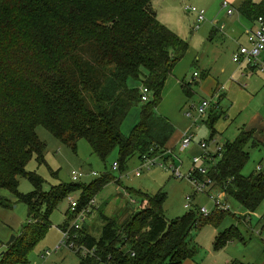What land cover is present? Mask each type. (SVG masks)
I'll list each match as a JSON object with an SVG mask.
<instances>
[{"label": "trees", "instance_id": "trees-1", "mask_svg": "<svg viewBox=\"0 0 264 264\" xmlns=\"http://www.w3.org/2000/svg\"><path fill=\"white\" fill-rule=\"evenodd\" d=\"M151 1L0 0V187L9 189L29 211L27 223L1 253L0 264L28 263L63 199L80 190L82 207L114 180L104 173L89 184L63 182L44 191L43 177L26 169L33 155L39 163L46 162L38 125L75 149L78 140L87 139L104 162L118 148L120 171L135 155L141 160L143 156L170 157L168 143L175 126L156 110L165 83L189 43L160 22ZM239 12L256 19L264 14V0H244ZM130 80L141 82L151 97L143 101L140 120L126 136L123 121L133 105L142 101L140 88L131 86ZM193 83L198 82L182 84L188 97ZM212 112L210 140L222 115ZM253 132L242 128L238 137L224 143L216 154L219 159L212 166L207 164L215 185L251 212L264 200V173H242L250 158L247 145ZM20 176L32 183L31 192L19 191ZM137 193L147 204L125 220L104 216L98 236L83 225L77 244L90 252L74 249L77 264H182L197 251L191 244L192 230L207 223L217 227L228 211L216 209L203 216L197 207L169 219L163 208L165 191ZM10 204L0 197L1 206ZM67 215L59 228L67 225L69 211ZM237 238L243 239L236 226L219 232L214 249Z\"/></svg>", "mask_w": 264, "mask_h": 264}, {"label": "rangeland", "instance_id": "rangeland-1", "mask_svg": "<svg viewBox=\"0 0 264 264\" xmlns=\"http://www.w3.org/2000/svg\"><path fill=\"white\" fill-rule=\"evenodd\" d=\"M262 1V0H259ZM223 0H152L151 8L157 18L168 27H174L178 35L189 43V50L177 63L179 69L185 62L184 68L186 82L192 84V95L188 97L180 89L181 97L179 102L174 98L167 99L164 105L157 107V113L161 111H176L186 120L184 111L191 105H198L203 99H212L213 105L207 109L206 114L193 126L194 141L186 149L181 148L180 139L172 145L171 155L175 164L180 168L182 178L176 177L169 168L161 166L164 160L158 159L157 164L150 169H140L141 159L138 155L130 158L124 171L113 169V163L118 162L119 149L110 154L104 162L96 155L89 141L85 138L78 140L76 149L63 143L44 125L36 128L39 139L45 143V163H39L33 155L26 166L28 171H35L43 179V190L49 191L53 185L60 183L80 182L89 184L98 179L104 173L109 174L114 180L104 186L95 196L96 205L88 217V225L85 230L98 236L104 221V216L121 222L138 210L147 201L137 192L154 194L159 190L167 193L163 208L169 219L184 215L187 209V196H191V208L205 207L210 213L217 208L214 199H219L222 190L214 185V188H206L204 191H197L195 182L189 177L192 168L194 155H200L199 143L207 141L208 150L215 151L217 145L223 146L227 141H233L238 137L242 128H252L253 135L247 150L250 158L244 166L242 173L250 175L257 172L260 163L264 168V75L256 70L246 69L244 66L233 61V49L235 45L224 43L225 37L219 31L210 40L214 29L219 30L222 25V18L227 16ZM196 6L206 10V19L199 28L194 29L192 23L196 15L185 9L186 6ZM227 14V15H226ZM238 15L235 10L232 18ZM230 18V17H229ZM218 21V22H217ZM213 26L209 28V24ZM170 28V29H171ZM235 44V43H234ZM239 44L236 43V48ZM185 66V65H184ZM225 71H222V68ZM194 72L199 77L194 78ZM205 72L216 81V89L224 85L226 96L222 99L212 94L203 92L200 88L206 78ZM247 72V73H246ZM246 75H243V74ZM129 84L139 87L142 92L143 84L139 81L130 80ZM151 97L150 93H147ZM143 101L133 105L129 110L123 124L122 132L128 136L132 128L139 122ZM162 108V110H161ZM164 109V110H163ZM195 113V110H192ZM214 111V112H212ZM221 113V117L215 124V136L209 139L211 129L208 126L210 113ZM250 130V129H248ZM175 141V140H174ZM216 157L211 161V166L218 160ZM81 171L83 176L79 180L73 179V172ZM96 172L97 175H92ZM118 179V182H117ZM215 184V183H214ZM34 189L32 183L26 177H19V191L22 193L31 192ZM209 190V192H208ZM81 191L72 192L63 199L50 216L51 228L47 235L42 238L32 252L29 254L26 264H77L79 257L76 251L66 245L61 246L51 256L44 258L42 253L46 250H53L60 243L62 238L61 228L70 209V199L80 197ZM0 197L7 198L10 206L0 205V255L7 249V243L12 235H17L28 221V206L17 199L7 188L0 187ZM213 197V198H212ZM223 201H228L231 208L226 212L225 217L216 227L211 223L204 224L199 229L191 232V244L195 247L202 259L203 264H230L234 259H239L247 264H264V200L255 212L247 210L235 198L223 195ZM135 201V203H133ZM224 212V211H222ZM251 217V219H250ZM261 217V218H260ZM245 218V220H244ZM232 226L238 227L243 239H234L221 250L213 249L214 232H222ZM218 232V233H219Z\"/></svg>", "mask_w": 264, "mask_h": 264}, {"label": "built area", "instance_id": "built-area-1", "mask_svg": "<svg viewBox=\"0 0 264 264\" xmlns=\"http://www.w3.org/2000/svg\"><path fill=\"white\" fill-rule=\"evenodd\" d=\"M224 7L227 8L228 14H232L234 10L229 7L228 3L225 2ZM186 10L194 13L196 15V20L192 23L194 29L199 28L200 24L206 19V10L204 8L196 7V6H186ZM255 25L247 31V45H239L237 51L233 54V61L240 64L241 66L247 65L248 68L256 70L264 75V14L259 15L255 19ZM194 77H199L198 72H194ZM222 88L218 89L215 93V96L220 95V91ZM147 93H150L148 88L144 87L142 89L141 99L142 101H148L150 97ZM213 105L212 99H203L198 105L192 106V109L195 110L193 113L192 110H188L185 114L187 117L192 118L194 126L207 112V109ZM192 129V128H191ZM191 129L187 130L181 139V148H188L194 141V134L191 133ZM199 147L201 149L200 155H194L192 159V168L189 172V177L195 182L197 191H204L206 188H214V181L208 176V165L209 162L213 161L216 158V154L222 151L221 145L216 146L215 151L208 150L207 141H201L199 143ZM170 155L169 158L165 159L163 157H148L143 156L141 160L140 169H150L153 165L157 164L158 159H162L160 163L161 166L169 168L172 173L176 177L182 178L180 168L175 164L174 157L171 155V152H168ZM113 169H118V163H113ZM257 172H263L264 168L263 164L260 163L257 167ZM92 175H97L96 172H92ZM83 176L81 171L73 172V179L79 180ZM208 190V192H209ZM225 193L222 191V195H220L219 199H214L215 205L217 209L220 210H230L231 206L228 201H223V195ZM226 196V194H225ZM213 198V197H212ZM70 199V209H69V221L67 225L61 229L62 238L60 243L53 250H46L42 253V257L47 258L52 255L55 251H57L61 246L66 245L72 249H81L82 253H89L90 250L84 246H79L77 244V239L79 238V230L85 225L88 221V217L90 215L91 210L96 205L95 198H91L86 205L79 207V200L69 197ZM191 196H187L186 208L190 209L191 206ZM135 203V201H133ZM147 204V203H146ZM145 205H142L140 208H144ZM199 211L203 216H208L210 212L205 207H199ZM264 217V215L262 216Z\"/></svg>", "mask_w": 264, "mask_h": 264}, {"label": "crops", "instance_id": "crops-1", "mask_svg": "<svg viewBox=\"0 0 264 264\" xmlns=\"http://www.w3.org/2000/svg\"><path fill=\"white\" fill-rule=\"evenodd\" d=\"M223 1H225V0H223ZM226 1H228L229 7H231L234 10V12H235V10H237L239 16H237L236 18H232L234 12L232 14H228L227 8L225 7L226 8L225 10H226L228 15L226 14L227 16H224L222 18L223 23H222V25H220L219 30L217 28L214 29V32H212V34L210 35L211 36L210 40H212L214 38L215 33H217L216 31H219L225 37L224 43L233 44V46L235 45L233 52H232V54H234L238 49V47L236 48V43L239 45H247V43H248L247 42V31L255 25V23H254L255 19L247 18V16H245L244 14L239 12V7L241 6V4L243 3L244 0H226ZM262 1L253 0V2H256V3H260ZM223 4H224V2L222 3V5ZM223 7H224V5H223ZM166 26H168V25H166ZM212 26H213V23H210L209 28H211ZM171 30H173L174 32H176L178 34V31L174 27H172ZM263 56H264V54H263ZM185 63H187V62H185ZM185 63L183 64L181 69H179V66L176 65L172 74L168 77V79L165 83L164 89H163L162 102L159 105L160 107L162 104L164 105V103H166L167 99H170V98L172 99L176 96V101L179 102V99L181 97H183V95H181V93H180V89H182V91H183L182 84H183V82H186V80H185L186 73L183 70L186 67V65H188V64H185ZM243 66L246 69H249L251 71L253 70L251 68H248L247 65H243ZM242 68L243 67L241 66V69ZM222 71H225L224 67L222 68ZM243 75H246V74L244 73ZM206 76H204L203 78H206ZM194 78H196V77H194ZM216 84H218V83H216V81H214L212 78H209V75H208V77L201 84L200 88L203 92L212 94L216 88V86H215ZM220 88H222L220 91L221 95L217 96V97H219V99H222L224 96H226V93L224 92V90H225L224 85L221 86ZM220 88H218V89H220ZM218 89L215 90V93L217 92ZM215 93H214V96H215ZM192 106H194V105H191L190 107H188L186 109V111H184V114L188 110L189 111L194 110V109H192ZM161 110H162V108H161ZM160 115L167 117L175 126V132H174L173 136L171 137V139L168 143V148L171 149L172 145L174 143H176L179 139L181 141L183 135L185 134V132L188 129L190 130L191 128H193V126H192L193 121L190 122V121L186 120L185 118H183L181 115H179L176 111H169V109L167 111H163V112L161 111ZM187 118L191 120L190 117H187ZM262 123H263L262 125L264 126L263 115H262ZM244 129L245 130H248V129L251 130L252 128H245L244 127ZM250 219H251V217H250ZM85 225L87 226L88 223L86 222ZM218 232H214L213 237H212L213 238L212 240H214L213 241V249H214L215 239H216L217 235L219 234ZM90 233H92V232H90ZM216 251H218V250H216ZM202 259H204V258L200 259V255H199V252L197 250L191 258L186 259L182 264H203ZM233 261H238L241 264H247L246 262L239 260V259L232 260L230 262V264Z\"/></svg>", "mask_w": 264, "mask_h": 264}, {"label": "water", "instance_id": "water-1", "mask_svg": "<svg viewBox=\"0 0 264 264\" xmlns=\"http://www.w3.org/2000/svg\"><path fill=\"white\" fill-rule=\"evenodd\" d=\"M14 238H15V235H12L10 241L7 244L9 245L13 241Z\"/></svg>", "mask_w": 264, "mask_h": 264}]
</instances>
